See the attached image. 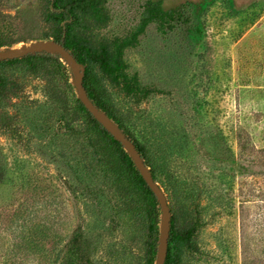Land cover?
Returning a JSON list of instances; mask_svg holds the SVG:
<instances>
[{
  "label": "rangeland",
  "instance_id": "obj_1",
  "mask_svg": "<svg viewBox=\"0 0 264 264\" xmlns=\"http://www.w3.org/2000/svg\"><path fill=\"white\" fill-rule=\"evenodd\" d=\"M1 2L24 26L9 49L43 39L41 0ZM155 2L174 17L147 20ZM100 13L83 35L120 54V77L108 84L115 102L162 137L179 215L202 213L200 253L180 264H264V201L253 198L264 186V0H104ZM61 60L73 85L78 71ZM18 75L20 112L0 128V264H122L127 252L136 264L139 249L109 216L112 191L94 179L84 143L66 133L44 81ZM39 228L44 238L33 236ZM31 239L41 251L26 249Z\"/></svg>",
  "mask_w": 264,
  "mask_h": 264
},
{
  "label": "trees",
  "instance_id": "obj_2",
  "mask_svg": "<svg viewBox=\"0 0 264 264\" xmlns=\"http://www.w3.org/2000/svg\"><path fill=\"white\" fill-rule=\"evenodd\" d=\"M1 1L0 49H9L25 40L21 35L24 32V26H20L15 16L3 8ZM41 1L43 4L39 17L47 26L42 38L61 42L83 66L82 84L88 97L120 127L125 137L133 142L149 168L153 180L166 196L171 218L164 264H180L181 255L185 252L199 254L197 232L203 224L202 213L199 209L196 214L184 212L183 217L179 215L180 205L177 203L176 196L178 184L167 167L166 159L164 160L166 152L162 150L164 144L163 141L161 142L162 137L157 132L154 133V128L150 131L144 125L139 128L133 120L132 113L123 110L115 102L109 90L108 84L118 82L120 77L118 72L120 73L121 68L116 61L120 54L114 55L108 45H95L83 35V31L88 28L87 17L92 15L96 18L101 15L104 0ZM173 13L174 11L165 13L160 2L150 3L146 19H155L160 22L166 19L164 17L173 18ZM65 71L66 67L61 57L47 51L0 60V128L9 129L20 112L16 101L24 98V85L20 82L18 74L23 72L43 80L47 97L56 106L66 133L76 140L81 139L84 143L83 148L86 150L84 153L87 155V163H95V170L97 169L98 173H94V179L97 178L99 185L108 186L112 191L114 203L110 206L109 216L125 222L128 226L130 241L139 249L136 264H154L161 220V210L157 199L125 149L80 102ZM123 76V88H126V92L136 95L139 90L137 85L131 84V80L126 75ZM259 161L261 167H264V149H261ZM209 174H212V179L216 176L213 171ZM256 174L263 183L264 170ZM258 183L260 184L259 181ZM260 185L255 188L253 198L264 201V186ZM227 186L228 189H232L231 185ZM189 195L190 197L188 196L186 200L191 199L189 202L198 209L200 202L196 199L193 201V195ZM226 203L228 205L230 201ZM182 207H184L183 204ZM45 235L46 232L40 228L33 232L35 238L41 239ZM28 243L27 250H42L41 247L38 248V241L34 239L30 241L31 246ZM130 253L127 252L123 257L122 264L130 262L129 258L132 256Z\"/></svg>",
  "mask_w": 264,
  "mask_h": 264
},
{
  "label": "water",
  "instance_id": "obj_3",
  "mask_svg": "<svg viewBox=\"0 0 264 264\" xmlns=\"http://www.w3.org/2000/svg\"><path fill=\"white\" fill-rule=\"evenodd\" d=\"M40 51L54 52L58 54L65 61L71 63L73 69L78 71V73L73 76V86L76 90L78 99L88 112L102 125V127L121 144L130 156L143 180L154 193L161 210V220L159 223L160 232L154 264H164L168 246L171 218V212L166 196L161 187L153 180L149 168L145 165L143 158L135 148L133 142L127 139L120 127L115 124L104 112L96 107L88 97L82 84L83 66L76 61L75 57L63 46L61 42L53 39H38L26 43L21 49L16 50L0 49V60L19 58Z\"/></svg>",
  "mask_w": 264,
  "mask_h": 264
}]
</instances>
